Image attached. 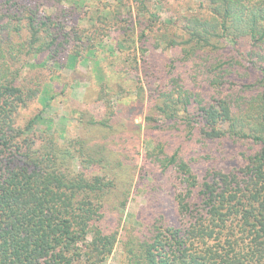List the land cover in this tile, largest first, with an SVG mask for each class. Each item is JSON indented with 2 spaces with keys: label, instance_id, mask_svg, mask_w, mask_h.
<instances>
[{
  "label": "trees",
  "instance_id": "trees-1",
  "mask_svg": "<svg viewBox=\"0 0 264 264\" xmlns=\"http://www.w3.org/2000/svg\"><path fill=\"white\" fill-rule=\"evenodd\" d=\"M89 2L0 0V264H103L117 243L130 185L106 170L114 152L58 137L42 113L17 124L20 109L53 98L20 80L21 56L59 66L67 54L72 70L92 61L109 93L104 43L73 21ZM121 4L87 19L113 21L106 52L124 65L114 73L148 94L143 140L152 148L138 175L149 196L124 234L122 264H264V0H201L202 13L184 16L173 39L167 28L155 35L146 8ZM162 47L171 62L155 56ZM104 105L86 126L115 137L132 107ZM123 142L122 156L132 154ZM227 145L237 149L231 159Z\"/></svg>",
  "mask_w": 264,
  "mask_h": 264
},
{
  "label": "rangeland",
  "instance_id": "rangeland-1",
  "mask_svg": "<svg viewBox=\"0 0 264 264\" xmlns=\"http://www.w3.org/2000/svg\"><path fill=\"white\" fill-rule=\"evenodd\" d=\"M90 4H93V7L91 9L85 8L84 13L80 16L76 15L73 21H80L79 29L87 30L89 35L103 41V50H98V56L102 60L100 70L105 76L107 84H109V93L107 92V95L101 94L100 81L94 75L92 61L85 65L78 63L74 68L75 70H72L64 66L67 54L61 57L59 66L47 63L39 64V58L28 59L27 56H21V59L13 66L15 69H20V80L41 83L40 89L50 90L53 98L47 107H43L44 104L39 99L20 109L17 114V124L23 126L35 114L42 113L43 118L52 121L53 130L58 137L64 139L80 136L87 139L94 148L107 146L109 150H105L106 156L109 155V152H114L113 156L110 157L109 155L111 164L106 170H111L115 176L119 177V183L129 184L130 192L122 214L117 243L112 254L103 264H122L124 234L128 233L130 227L137 226L138 213L147 205V197L149 196L147 191L142 188L145 181L142 182L138 175V167L142 164L145 153L152 148L150 141L143 140L145 129L143 119L148 94L139 92L138 84L132 76L129 75L128 77L122 74L121 78L118 79L119 77L115 75L114 71L123 68L124 65L122 66V59H114L115 56L106 52L112 47V39L117 37V34L114 33L115 29L110 30L113 24L106 26L109 21L96 20L91 23L87 19L95 9L108 8L113 12L118 10V7L114 5V0H92L86 4V7ZM121 5L130 6L133 13L140 11L141 7L146 8L145 20L154 19L155 35H160L159 31L167 28L171 39L182 34L181 26L184 16L202 13L201 0H122ZM109 23H113V21ZM107 34H110V37H105ZM165 49L167 48L159 49L155 56L171 62L173 50ZM49 65L52 69L49 68ZM51 77L54 78L52 81L50 80ZM128 78L129 81H124ZM62 89L64 90L62 91ZM117 92L119 93L117 94ZM105 99L106 101L109 100L112 106L118 101L125 106L132 107L127 115H120L118 118L120 122L117 124L115 137H111L112 134L104 133L98 128L86 126L90 119L99 120L104 116ZM43 128L40 125L37 129ZM124 139L128 140L129 147L135 148L132 154H125L126 156H122L118 150L124 145ZM226 148L230 159L237 154L235 147L227 145ZM119 159L123 166L117 165ZM131 161L137 165L136 170L133 169V164H129Z\"/></svg>",
  "mask_w": 264,
  "mask_h": 264
}]
</instances>
